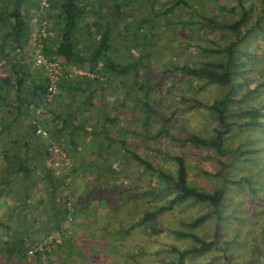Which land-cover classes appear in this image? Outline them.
<instances>
[{"label": "trees", "instance_id": "trees-1", "mask_svg": "<svg viewBox=\"0 0 264 264\" xmlns=\"http://www.w3.org/2000/svg\"><path fill=\"white\" fill-rule=\"evenodd\" d=\"M46 1L48 4L45 11L47 22L48 19L52 22L51 25L46 24V33L41 38L39 47L44 58L59 61L60 67L55 78V90L50 98L45 100L42 94L47 83V75L41 64L32 63L35 45L31 40V32L39 29L40 0H0V59H2V66L6 65L7 69L5 74L0 75V195L7 193L9 201H17L18 204L21 202V205H25L30 188L36 181L32 177V172L35 168H39L38 171L44 182L43 186L45 185L44 192L50 196L49 204L51 205L49 207L53 208L55 213L59 212L58 222L44 229V232L62 221L67 212L61 200L63 194L59 193V198H55V187L60 185L59 175H53L51 167L44 162V157L48 153L46 148L48 143H55L63 149L67 143L72 146L76 145V141H82L83 135L90 132L89 136L100 137L96 138V143L99 153L102 154L100 156H103L104 161L107 162L104 167L108 165L109 168L108 162L116 158L111 153L114 148L112 144L120 146L124 152L129 153V157L139 161L145 168L157 167L147 157L141 156L131 148L127 149L122 137L119 136L116 140L109 133L104 136L100 135V129L97 127H103V124L108 127H105L107 130L112 126L116 128L113 120L122 102L118 103L120 106H115L110 101L108 104L112 105V110L109 108L98 114V103L91 100L94 85L90 84L89 87L86 85L91 82L98 85L101 83L100 86L103 88L104 80L111 79L114 83L113 87L117 84L123 87L124 97L128 92L137 93L138 101L142 103V109L147 111L145 113L148 116L152 109L149 108V101L144 99V96L152 84L149 81L150 78H139L138 76H140L139 66L145 60L143 54L149 53L150 49L147 47L154 43L151 27L157 21L156 16L160 14H163L162 17L165 20L162 24L165 25L170 20L168 18L170 13L168 15L164 13L178 1L184 2L185 0H174L160 10L154 9L153 0H150V5L146 6V10L139 6L133 9L131 6L128 8L130 0ZM257 1L258 4L255 5L253 0H221L218 4H224L227 10L217 12V15L208 14L186 2L193 15L179 19V21H197L201 28L190 29L189 27V30H193L200 37L204 36L205 43L198 45L200 49H211L215 54L214 58L205 59L202 62H182L175 66L188 75L201 77L205 83H213L215 86V93L209 96L210 99L207 101L202 100L201 97L180 94L181 98H186V100L190 98L192 101L190 105L196 107L193 110L197 109L200 114H203L204 108L205 114L215 123L212 124L209 135L187 132L182 136L183 140L191 144L212 145L218 152L229 151L232 146V148H237L236 153L245 156L246 152L252 150L250 144L255 141L246 142L239 148L241 134L245 135L248 141L249 137L258 138L260 136L261 140L258 145L263 142L264 132L261 129L264 131V75L251 86L246 85L240 95H234L243 81H247L246 75L259 76L260 73H264V60L261 62L258 60L264 57V0ZM33 17H36L37 21H32ZM115 26L119 28L122 37L128 36V40L123 37L124 40L121 43L123 51L119 53L117 46L111 41V38H115L113 33ZM212 29L228 36L227 39L222 38L221 44L216 47L212 45L214 43ZM169 34L167 31L166 37H169ZM132 35L135 37L133 43H131ZM6 45L8 47L5 51L3 46ZM25 49L26 55H23L27 61L23 62L20 52ZM7 51L18 52V56L14 55L10 58ZM242 53L251 56L240 58L239 55ZM241 63H247V68H244L247 74L238 80L235 76ZM69 67L80 72L71 74L67 69ZM250 91L259 95V100L241 102ZM228 102H231L232 106L236 104L237 107H234L236 109H230ZM36 109L38 112H35ZM46 111L52 120L59 121L58 124H54V130H51V127L47 128L43 122ZM71 114L82 118L80 121H71ZM167 118L168 115L163 116L164 120ZM142 122H145V117ZM37 125L47 128L46 136L34 134V128ZM67 126L69 131L65 133L61 131ZM257 130L260 132L256 133ZM232 138L237 139L236 144H230ZM221 142H224L223 148L220 146ZM171 156L175 161L173 174L168 170L164 172L158 170V175L164 176L166 183L172 185L173 193L168 199L169 202L180 201L190 196L207 199L214 204L220 191L218 189L209 191L198 189L186 183L182 158L175 153ZM93 157L98 160L99 155L94 154ZM72 171L74 170L70 162V175ZM108 172L112 174L111 171ZM104 173L96 179L99 177L104 179ZM240 178L242 176H237L233 181H240ZM14 181H18V190L11 192ZM114 187L115 185H109L106 191L108 195L114 194L116 191ZM203 215L202 213L195 215L190 222L198 221ZM18 224L21 225L20 219H18ZM19 225H17L18 230H21ZM0 226L3 227L2 232L7 230L4 222H0ZM16 235L4 240L6 241L3 248L5 257L12 256L19 259L25 255L24 249L27 244L22 242L23 235L22 233L18 237ZM197 241L186 247L176 248L175 256L171 261L181 264L184 253L205 249L213 242L211 238H200ZM33 260L36 261L34 258ZM163 264L171 263L167 261Z\"/></svg>", "mask_w": 264, "mask_h": 264}, {"label": "rangeland", "instance_id": "rangeland-1", "mask_svg": "<svg viewBox=\"0 0 264 264\" xmlns=\"http://www.w3.org/2000/svg\"><path fill=\"white\" fill-rule=\"evenodd\" d=\"M172 1L174 0H153L152 4L154 9L160 10ZM220 1H178L164 13V15L170 13L168 17L170 20L165 25L162 24L165 20L162 17L163 14L156 16L157 21L151 27L154 43L147 47L150 52L143 54L145 60L139 66L140 76H138L139 78H150L149 81L152 84L144 96V99L149 101V108L152 109L148 116L145 113L147 111L142 109V103L138 101L137 93L128 92L124 97L123 87L120 84L113 87L114 83L111 79L104 80L105 86L98 91V95L95 97V101L98 103V114L109 108L112 110V105L108 104L110 101L115 106L122 102L118 114L115 112L116 119L113 120L116 128L112 126L107 130L108 127L103 124L104 129L108 133H115L122 138L124 134V146L127 149L131 148L141 156L147 157L153 165L157 166L151 169L145 168L130 156L129 170L124 169L117 175L121 179L127 174L130 177L127 179L129 180L127 188L129 189L128 196L133 197V208L127 211L121 206L118 213L114 210L112 213L110 212L113 217L118 219L116 222L119 228H124L123 224L129 221L131 227L129 230H132L127 236V241L117 242L116 246L114 245L115 264H163L167 261L176 264L177 262L171 261L175 256V249L196 243L200 238H211L213 242L205 249L184 253L181 264H264V134L262 135L263 142L260 145H258L261 140L260 136L258 138L249 137V141L245 135L239 136V148L246 142L255 141L250 144L252 150L246 152L245 156L236 153L237 148H232V146L229 151L218 152L212 145L198 146L182 139V136L187 132H200L209 135L212 124L215 123L205 114L204 108L203 114H200L197 109L193 110L196 107L190 105L192 103L190 98L186 100V98H181L180 94L201 97L202 100L206 99L207 101L210 99L209 96L215 93V86L213 83H205L201 77L188 75L175 66L182 62H202L205 59L214 58L215 54L211 49H200L198 45L205 43L204 36L200 37L193 30H189V27H191L190 29L201 28L197 21L180 22L179 19L193 15L187 3L211 15L226 11L224 4H218ZM253 3L257 5L258 1L253 0ZM149 5L150 0H130L127 7L131 6L133 9L139 6L146 10ZM124 8L127 10L126 7ZM51 22L52 20L48 19L46 24L49 25ZM167 31L170 33L169 37H166ZM113 33L115 38H111V41L117 46L118 53L122 52L121 43L125 38L128 40V36H123V39L117 26ZM212 33L214 34L212 36L214 38L213 47L220 45L222 38H228L215 29H212ZM134 41L135 37L132 35L131 43ZM7 47V45L3 46L5 51ZM133 49L138 52L135 48ZM25 51L26 49L20 52L23 62L27 61L23 55L26 53ZM7 54L10 58L14 55L18 56V52L15 53V51H7ZM239 56L240 58H249L251 55L242 53ZM258 60L261 62L264 57ZM247 66V63H241L238 66L240 69L235 76L238 80L247 74L244 71ZM5 67L6 65L2 66L1 63L0 75L7 72ZM67 69L72 73L77 72L70 67ZM262 75L264 73H260L259 76L246 75L247 81H243L234 95H240L246 85L251 86ZM259 98L260 96L255 95L254 91H250L241 102H256ZM230 103L228 102L229 105ZM230 106L232 110L237 107L236 104ZM35 112L38 110L36 109ZM46 115L49 116L47 111L44 116ZM164 115H168L166 120L163 119ZM143 116L145 122H142ZM261 131L264 132L262 129ZM259 132L257 130L256 133ZM236 142L237 139L232 138L230 144H236ZM223 144L224 142L220 143L221 148H223ZM112 145L115 148H113L115 155L120 154L121 147ZM63 150L65 151V147ZM174 153L180 155L183 160L186 183L198 189L207 191L218 189L220 191L214 204L207 199L190 196H186L180 201L169 202L168 199L173 193L172 185L166 183L164 176L158 175V170L163 172L168 170L173 174L175 161L171 155ZM65 154L67 155L66 151ZM68 160L70 162L69 157ZM36 171L39 174V171ZM112 176L113 174L107 171L104 173V180L111 181ZM237 176H242V178L240 181L234 182L233 180ZM38 179L42 180V177L39 175ZM68 179V186L72 191L71 175L68 176ZM103 185L106 183H98L92 193L102 191L98 188ZM122 186L119 184L114 187L116 188L114 192L118 193L119 198L124 193L122 191H126V187ZM14 190H18V181L12 183L11 192ZM60 192L61 188L56 185L54 190L56 199L59 198ZM6 196H8L7 193L0 195V222H4V227L7 228L4 231L7 233L3 235V227L0 226V239L4 237L7 240L16 234L18 237L21 230H8L19 225L18 203L9 201V196ZM98 196L100 195L98 194ZM23 209L27 213L35 211L30 205H26ZM201 213L204 214L201 219L190 222L195 215ZM128 217L130 219L127 221ZM128 223L126 224L128 225ZM19 226L21 227L22 223ZM22 242L29 244L27 240ZM82 247L86 249L87 245ZM2 248L0 245V264L36 263L26 255L19 259L12 256L5 257ZM91 254L93 252L86 249L85 258H89ZM104 254L107 260H103L107 264L110 262L111 256L108 252ZM95 258L94 255L92 260Z\"/></svg>", "mask_w": 264, "mask_h": 264}, {"label": "crops", "instance_id": "crops-1", "mask_svg": "<svg viewBox=\"0 0 264 264\" xmlns=\"http://www.w3.org/2000/svg\"><path fill=\"white\" fill-rule=\"evenodd\" d=\"M98 77L101 78L100 76ZM90 84L94 85L91 100H95V97L98 95V91L101 89V83L98 85L97 83L93 84L91 82L86 86L89 87L91 86ZM64 100H66V98H64ZM81 118L82 117L75 114H71L70 117L71 121H80ZM43 122L47 128L51 127L52 130L54 128V124H58L59 121H54L50 115H46ZM97 129H100L99 132L101 136L108 134V131L104 129V126L97 127ZM61 131L64 133L69 131V127L67 126L66 129ZM90 134V132H86L83 135L82 141H76V145L74 146L67 143L65 147L74 170L71 173V187L73 191H71L73 193V204H71V206L73 205L72 215L71 220L67 223V228L62 230L58 235V238L54 240L53 248L50 254L51 257L49 259L50 264H105L103 259H105V261L107 260V257L104 254L106 252H108L111 256L110 262L108 261L109 263L107 264H115L113 249L115 248L116 243L127 241V236L129 232L132 231L129 230L131 228L128 223V220L130 219L129 217L126 218L128 221L126 223H128V225L125 223L123 224L125 225L124 228H119L118 223L116 222L118 219L110 214V212L112 213V210L118 213V209L121 206L126 208L127 211L129 209L132 210L133 208V197L128 196L129 189L127 188V186H129V180L127 179H130V177L128 174L123 176L122 179L117 176L120 171L128 169V165L130 163L129 153L124 152L120 148V154L115 155V152L113 151L115 148L112 149L111 153L116 158H113L111 162H108L109 168L107 167L108 165L104 167L107 162L104 161L103 156H100L101 152L99 153L98 145L96 143V138L100 137L97 135H93L92 137L89 136ZM109 134L112 135L113 139H117L119 137L115 133ZM122 136L124 138V134ZM94 154L99 155L98 160L93 157ZM38 169L39 168H35L34 172H32V176L36 181L30 188L29 196L25 205H21V202L18 204L17 215L18 219H20V224L22 223L21 233L23 235V240H27L29 243L40 238L45 233L44 229L54 225L55 222H58L59 220V212L55 213L54 209L49 207V205H51L49 204L50 196H48L49 194L45 193L43 190L45 189V185L43 186V180L40 181L38 179L40 175V173L38 174L36 171ZM107 171H111L113 174L111 181L104 180L101 177L96 179V177L101 175L102 172ZM93 181L96 182L93 184ZM98 183H106V185L98 188V190L102 191H95L92 193L91 189H94L93 187H96ZM108 184L115 186L121 184L126 187V191H122L124 193L120 195V198L116 192L111 194L110 198L106 192L107 188H109ZM98 194L100 196H98ZM122 196L124 197L121 198ZM26 205H30V207L35 211L31 212L32 214L27 213L26 210L23 209ZM20 206H22V211L19 209ZM12 230H18V227L12 228ZM6 233L7 232L4 231L3 235H6ZM4 240V237L0 239L1 248H4L6 244V241ZM84 245H87V250H91L93 252L89 258H85L86 249L82 247ZM94 255L96 258L92 260Z\"/></svg>", "mask_w": 264, "mask_h": 264}, {"label": "built area", "instance_id": "built-area-1", "mask_svg": "<svg viewBox=\"0 0 264 264\" xmlns=\"http://www.w3.org/2000/svg\"><path fill=\"white\" fill-rule=\"evenodd\" d=\"M48 7L46 0H40L39 3V12L41 13L40 19L38 20L39 29L37 31L31 32V40L34 42V53L32 54L33 60L32 63L34 65L41 64L43 66V70L47 75V83L45 85L44 92L42 94L43 99H48L53 94L55 90V78L59 73V61L48 60L44 58L43 54L40 51L39 42L43 36H45V28H46V14L45 11ZM32 21H37L36 17L31 19ZM2 63V59H0V65ZM79 72V71H77ZM34 134L40 135L42 137L46 136L47 128L44 126L37 125L34 128ZM47 155L44 157V162L51 167L53 175H59L61 188V200H63V205L65 206L67 212L62 221H60L55 227L50 228L45 232L40 238L35 241L30 242L26 245L24 249V254L26 256L32 257L36 260V264H50V254L53 248L54 240L58 238V235L62 230L67 228V223L71 220L72 215V196L70 193V189L68 186V176L70 175V162L68 160L65 151L55 143L47 144ZM51 171V172H52Z\"/></svg>", "mask_w": 264, "mask_h": 264}]
</instances>
